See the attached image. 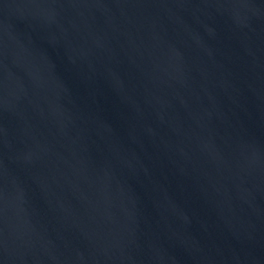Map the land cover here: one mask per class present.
Wrapping results in <instances>:
<instances>
[{
  "label": "water",
  "instance_id": "1",
  "mask_svg": "<svg viewBox=\"0 0 264 264\" xmlns=\"http://www.w3.org/2000/svg\"><path fill=\"white\" fill-rule=\"evenodd\" d=\"M0 264H264V0H0Z\"/></svg>",
  "mask_w": 264,
  "mask_h": 264
}]
</instances>
